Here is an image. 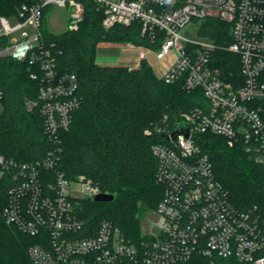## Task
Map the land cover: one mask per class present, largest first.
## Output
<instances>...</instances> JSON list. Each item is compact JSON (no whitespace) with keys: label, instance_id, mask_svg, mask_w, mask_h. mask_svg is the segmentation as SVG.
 <instances>
[{"label":"built area","instance_id":"obj_1","mask_svg":"<svg viewBox=\"0 0 264 264\" xmlns=\"http://www.w3.org/2000/svg\"><path fill=\"white\" fill-rule=\"evenodd\" d=\"M104 10L102 25L142 24V34L151 41L157 61L172 58L165 66L167 83L182 82L193 91L202 90L206 105L179 114L164 131L165 141L154 143L158 159L156 178L163 197L154 210L159 219L142 238L133 239L110 220L95 230L80 216L76 204L101 192L85 175L69 180L54 172L60 159V131L67 129L79 107L77 77L57 78L55 57L44 46L42 18L45 8L70 10L68 29L75 30L84 15L83 0H38L24 3L14 14L20 23L11 26L0 15V57L38 62L44 71L38 106L45 118L48 137L55 144L42 159L17 161L0 154V179L11 181L1 214L5 222L37 237L28 248L34 264H180L200 252L206 256H234L252 264H264V231L249 214L231 203L229 190L217 179L209 157L202 154L195 136L211 132L229 146H246L264 167V0H92ZM216 18L230 24L232 42L221 45L199 34L203 20ZM198 23L202 40L181 33ZM26 24L36 33H12ZM130 46L134 44L129 43ZM239 57L240 73L229 67V78L220 67L216 51ZM229 66H231L229 64ZM33 78L38 74L32 73ZM3 89L0 85V100ZM189 124V135L173 133ZM73 182H80L84 197L74 196ZM84 232L86 237L79 238ZM1 264V263H0Z\"/></svg>","mask_w":264,"mask_h":264},{"label":"trees","instance_id":"obj_2","mask_svg":"<svg viewBox=\"0 0 264 264\" xmlns=\"http://www.w3.org/2000/svg\"><path fill=\"white\" fill-rule=\"evenodd\" d=\"M36 1L0 0V15L12 16L24 3ZM83 3L79 28L59 34L47 29L50 7L43 12V43L55 57L56 77L76 75L80 99L69 127L60 131V159L53 171L62 172L69 180L85 175L102 193L114 195L111 201L84 198L76 204L91 230L110 220L127 236L139 239L142 214L154 211L164 192L156 178L158 159L152 146L165 141L164 131L180 113L207 102L202 90L189 91L182 82L167 83L158 77L146 58L137 68L99 65L96 51L102 42L158 48L161 40L151 41L143 35L139 21L106 29L102 25L104 10L92 0ZM199 34L221 45L232 42L230 24L216 18L203 20ZM214 56L220 58L228 78L229 67L240 73L238 55L218 50ZM43 74L38 62L0 57V154L8 158L42 159L55 145L46 133L40 108L29 106V102L39 100ZM195 139L202 154L213 163L217 179L229 190L231 203L264 231V167L245 145L231 147L225 138L211 132L197 134ZM11 184L7 176L0 179V263L34 264L28 248L37 237L7 224L1 214ZM180 264L252 263L197 252Z\"/></svg>","mask_w":264,"mask_h":264},{"label":"rangeland","instance_id":"obj_3","mask_svg":"<svg viewBox=\"0 0 264 264\" xmlns=\"http://www.w3.org/2000/svg\"><path fill=\"white\" fill-rule=\"evenodd\" d=\"M69 19H70V10L66 7H59V6H51L49 9V13L47 15V29L55 34H59L62 32H65L68 29L69 26ZM9 23L10 25L16 26L21 21L16 15H12L9 17ZM199 24L193 23L188 24L185 28L181 29V33L189 37L195 41L202 40V37L199 36L197 30H198ZM24 32H27L29 34L36 33V29L31 24H26L25 26L21 27L20 29L14 31L12 33V37L14 38H21L22 34ZM121 44L118 43L119 52L122 49V53L126 57V64L132 65L135 64L137 61H139L140 57L146 56L147 60L151 64L155 74L158 77H162L165 71V66L169 63L170 59L172 58V55H170L168 58H166L164 61H157L155 58V54L152 52V49L150 47H147L145 45H133L130 46L129 43L127 48H122ZM125 44V43H124ZM142 55V56H141ZM1 111V107H0ZM72 187L76 189V192H74V196L77 198L84 197L83 194L80 192L81 183L80 182H73ZM84 199V198H82ZM159 219V214L156 211H145L142 214L141 218V229L144 232H149L153 229L154 223L157 222Z\"/></svg>","mask_w":264,"mask_h":264},{"label":"crops","instance_id":"obj_4","mask_svg":"<svg viewBox=\"0 0 264 264\" xmlns=\"http://www.w3.org/2000/svg\"><path fill=\"white\" fill-rule=\"evenodd\" d=\"M128 44H121L122 48H127ZM118 43H110V42H102L98 45L96 51V62L99 65H126L132 68H137L140 65L142 58H146V56L140 57L139 61L135 64L129 65L126 64V57L122 53V49L119 52ZM147 59V58H146Z\"/></svg>","mask_w":264,"mask_h":264},{"label":"water","instance_id":"obj_5","mask_svg":"<svg viewBox=\"0 0 264 264\" xmlns=\"http://www.w3.org/2000/svg\"><path fill=\"white\" fill-rule=\"evenodd\" d=\"M189 128H190V125L189 124H180L176 130L174 131L173 133V136H174V139L177 138V136L181 133H184L185 135H189ZM93 199L95 201H111L114 199V195L113 194H108V193H99L97 195H94L93 196ZM88 235V232H84L79 238H82V237H86Z\"/></svg>","mask_w":264,"mask_h":264}]
</instances>
